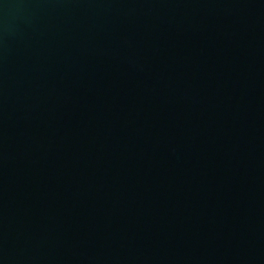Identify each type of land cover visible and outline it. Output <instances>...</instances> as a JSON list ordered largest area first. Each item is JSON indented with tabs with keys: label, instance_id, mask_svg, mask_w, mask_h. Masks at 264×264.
<instances>
[{
	"label": "water",
	"instance_id": "water-1",
	"mask_svg": "<svg viewBox=\"0 0 264 264\" xmlns=\"http://www.w3.org/2000/svg\"><path fill=\"white\" fill-rule=\"evenodd\" d=\"M0 264H264V0H0Z\"/></svg>",
	"mask_w": 264,
	"mask_h": 264
}]
</instances>
